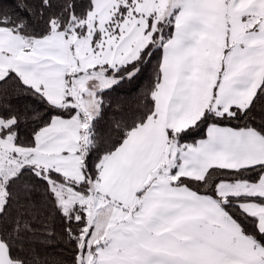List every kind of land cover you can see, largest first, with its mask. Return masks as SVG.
I'll return each mask as SVG.
<instances>
[{
	"label": "snow or ice",
	"instance_id": "obj_1",
	"mask_svg": "<svg viewBox=\"0 0 264 264\" xmlns=\"http://www.w3.org/2000/svg\"><path fill=\"white\" fill-rule=\"evenodd\" d=\"M0 264H264V0H0Z\"/></svg>",
	"mask_w": 264,
	"mask_h": 264
}]
</instances>
